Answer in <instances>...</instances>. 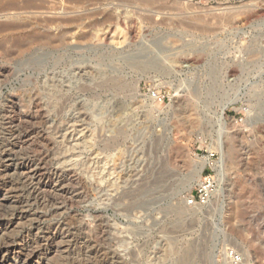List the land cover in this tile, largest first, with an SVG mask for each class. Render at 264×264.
I'll return each mask as SVG.
<instances>
[{"label":"rangeland","instance_id":"obj_1","mask_svg":"<svg viewBox=\"0 0 264 264\" xmlns=\"http://www.w3.org/2000/svg\"><path fill=\"white\" fill-rule=\"evenodd\" d=\"M9 1L0 23L24 27L0 33V142L62 182L65 259L227 264L229 247L264 264L260 0ZM210 155L221 192L188 205Z\"/></svg>","mask_w":264,"mask_h":264},{"label":"bare ground","instance_id":"obj_2","mask_svg":"<svg viewBox=\"0 0 264 264\" xmlns=\"http://www.w3.org/2000/svg\"><path fill=\"white\" fill-rule=\"evenodd\" d=\"M1 1L3 0H0V4L6 5V2L2 3ZM15 1L10 0L9 5H15ZM16 23H0V33L17 31L24 27L23 24ZM29 39L30 41H26L31 43L35 38L32 36ZM26 41H24V45ZM21 42L20 44L23 43ZM8 107H12L18 113L17 118L22 117L20 110L16 109L17 105L15 102L10 100ZM17 121L21 122V120ZM13 122L14 120L10 118V122L8 123L12 124ZM221 141H219L220 145ZM22 145L16 141L11 142V140H5L3 143L0 142V264H50L55 259L57 260L56 264H75V260L74 262H69L65 259L66 255L64 254L68 251V237L70 236L62 232L63 221L60 218L53 228L49 221V218L53 215H61L65 211L64 207L66 205L64 206L59 202L62 194L65 193L62 182L59 179L53 181L47 180L46 171L43 167L44 163L41 158L30 159L27 156H22L24 150ZM218 147L223 148V141L222 146ZM207 157L200 159L197 163L188 165L189 170H187L188 168L185 169L187 170V173H185L187 178L186 184L189 188L191 186L202 185L204 183L202 181L203 169L206 166L208 168L209 166H215L216 162L210 156ZM220 158L218 160L223 166V155ZM230 158L235 160V157ZM211 167L209 168L210 170H212ZM214 170H218V167ZM215 191L212 192V195ZM217 191L219 192L220 190Z\"/></svg>","mask_w":264,"mask_h":264},{"label":"built area","instance_id":"obj_3","mask_svg":"<svg viewBox=\"0 0 264 264\" xmlns=\"http://www.w3.org/2000/svg\"><path fill=\"white\" fill-rule=\"evenodd\" d=\"M264 7V0H260ZM212 155H210L211 157ZM204 183L200 186H197L195 194H191L187 200L188 205H206L211 196L212 192L216 190V181L212 176L203 178ZM223 256L227 264H244L245 258L243 253L236 248L226 247L223 251Z\"/></svg>","mask_w":264,"mask_h":264}]
</instances>
